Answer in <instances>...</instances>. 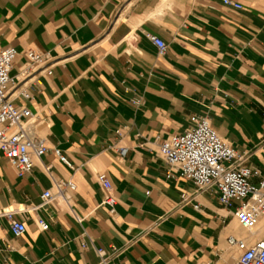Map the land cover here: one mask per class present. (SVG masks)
Instances as JSON below:
<instances>
[{
	"label": "crops",
	"instance_id": "0c3cea01",
	"mask_svg": "<svg viewBox=\"0 0 264 264\" xmlns=\"http://www.w3.org/2000/svg\"><path fill=\"white\" fill-rule=\"evenodd\" d=\"M231 1L242 8L222 0H0V45L19 53L9 100L31 111L48 149L22 176L0 153V207L26 227L14 237L0 219V264H99L95 249L119 264H235L241 251L229 237L248 246L264 239V216L246 231L236 202L226 208L213 187L167 178L159 154L162 141L205 118L258 172L249 182L264 179V0ZM148 35L165 43L163 54ZM27 51L50 61L23 75ZM98 174L111 182L113 209L103 205ZM56 180L76 188L58 198ZM45 191L53 199L42 205Z\"/></svg>",
	"mask_w": 264,
	"mask_h": 264
},
{
	"label": "built area",
	"instance_id": "2783aa9c",
	"mask_svg": "<svg viewBox=\"0 0 264 264\" xmlns=\"http://www.w3.org/2000/svg\"><path fill=\"white\" fill-rule=\"evenodd\" d=\"M222 3L233 9L242 8L231 0H222ZM147 37L157 47L158 53L163 54L166 50L165 43L154 35ZM18 55L15 48L0 45V153L15 169L17 175L22 176L32 170L34 159H40L48 149L44 139L37 135L33 127L31 111L9 100V93L14 85L10 71ZM25 57L27 68L23 75L30 73L35 67H43L50 61L49 55L34 51H27ZM47 74H50V71H47ZM20 95L25 99L30 98L27 90L21 91ZM141 103L140 99L134 101L135 105ZM54 154L61 163L70 166L60 150L54 149ZM159 154L168 165L167 178L178 173L179 177L190 180L198 190L213 187L224 207L231 208L237 203L234 216L243 229L252 232L257 227L264 216V179L257 185L249 182L258 172L242 165L244 157L237 155L234 148L217 134L207 119H200L194 128L162 141ZM46 171L50 173L49 168H46ZM96 179L104 191L103 205L113 209L116 197L111 182L105 174H98ZM53 184L55 196L62 199L65 189L76 188L72 181L56 180ZM52 199L51 192L45 191L42 195V205ZM15 213L0 207V219H6L13 236L19 237L25 233L26 227L24 223L14 220ZM38 226L41 231L48 230V224L42 220H38ZM227 244L241 251L235 264H264V239L248 246L243 240L229 237ZM95 252L100 259L99 264H119L109 261L103 250L95 249Z\"/></svg>",
	"mask_w": 264,
	"mask_h": 264
}]
</instances>
